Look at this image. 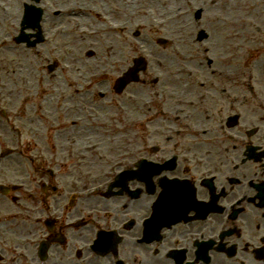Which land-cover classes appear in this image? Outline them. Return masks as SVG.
<instances>
[{"label":"flooded vegetation","instance_id":"1","mask_svg":"<svg viewBox=\"0 0 264 264\" xmlns=\"http://www.w3.org/2000/svg\"><path fill=\"white\" fill-rule=\"evenodd\" d=\"M240 123L246 124L247 128L242 129V126L240 128ZM234 128L231 143H227L222 135H211L207 141L204 140L210 149L199 154L202 162L198 161L192 169L177 168L171 173L172 176L189 180L195 187L197 185L203 187L206 192L202 196L194 189L195 199L209 202L212 195L216 196L217 200L210 208H221V212H209L205 217H199L189 223L171 225L168 229L170 234L157 243L158 248L155 250L160 253L157 257L170 247L176 249L177 245L188 248V258L192 264H264V181L258 179L259 171L264 169V120L238 122ZM206 144H202L199 148L203 149ZM227 145H231V151L228 150ZM247 148L254 159L245 160L241 164L242 172L238 173V163L241 162ZM201 169L205 172L211 170L218 172L215 176L201 177ZM204 178H211L213 191H209L201 184ZM254 184L258 186L253 187ZM135 189L134 184L130 183L123 190L121 197L111 199L112 210L117 209L121 219L131 225L129 230H123V235L129 238L134 236L135 228L153 230L149 220H145L152 213L150 208L152 202L160 198L161 191L164 193L166 186L159 185L154 179L151 199L142 193L135 195ZM242 194L246 195L245 204L227 210L229 199ZM168 195L174 196L173 192ZM63 202V198L50 200L46 210L41 214L43 222L47 219L52 220V231L47 226H43L42 237L54 235L52 232L56 235L61 234L65 236L66 241H72L73 247L65 242L63 244L56 242L53 236L50 238L51 241L46 239V244L49 245V259L46 264L71 263L74 260L73 252L79 257L82 254L81 245L85 239L98 230L110 229L109 220L104 214L106 211L104 201H90L68 210H64ZM191 213L193 218L194 213ZM76 219H82L80 228L72 225V221ZM32 227L39 229L36 224ZM218 232L221 235L218 236ZM99 236L103 238L102 234ZM213 236L215 238L217 236L216 245L209 249V242ZM108 241L115 247L114 255H109L112 258L97 259L90 264H172L154 259L151 253L154 250L150 249V244L134 245L131 241L119 244L110 237ZM202 252H206L208 262L197 257ZM212 256L215 258L212 259ZM29 261H35L32 254L23 261H15L13 264H27Z\"/></svg>","mask_w":264,"mask_h":264},{"label":"rangeland","instance_id":"2","mask_svg":"<svg viewBox=\"0 0 264 264\" xmlns=\"http://www.w3.org/2000/svg\"><path fill=\"white\" fill-rule=\"evenodd\" d=\"M94 0L88 1L87 3L89 4H93ZM218 1V0H217ZM184 5H183V17L188 18V16H190L189 18V23H177L175 25V28H181L179 30H174L175 35L177 36V45L180 44V40L181 39H185V41L188 43L189 46V51L186 52L184 51V53H187L190 56L191 59L194 60H199L201 61V72L197 73L192 70V78H187L185 79V84L188 85V89H187V93H184V97H187V99H195L196 100V109L199 112L195 113V118L202 120L203 117L206 118V115L203 114V116H201L199 113L200 111H203V102H199L198 101V96L202 93H205L206 97L210 98L212 95L215 96L216 101L221 97V92L220 93H216L215 91L213 92V90L211 89V87L213 86L214 89L215 87L220 88V86H222V76L220 71L223 70L222 66H219L218 62H216V60L213 58V56L209 55V52L206 53L205 48H204V43L203 41H198L196 36L198 34V32L200 30H204L208 35H214L215 33L218 32V30L220 31V25L216 23V20L214 17H218L220 18L221 15V8L223 10H225V7L223 6V4H221L219 7H217V9H211L209 4L207 3V0H200V3L196 2H187V0H183ZM62 3L59 2L56 5H61ZM198 4H200L202 6V8L205 10V13H203V15L201 16V19L199 20H195V15H193L194 12V7L197 6ZM98 6V5H97ZM110 5H105V9H109ZM145 7V9H150L151 7L147 6L146 4L143 5ZM233 10L235 15H238V13L240 12V1L239 0H235V5H233ZM221 7V8H220ZM259 10V13L255 14L258 17V21L260 23V26H264V2L262 4V7L257 9ZM192 14V15H191ZM253 15V14H252ZM250 14H248V16H252ZM155 17H158L155 14ZM91 20H94V17H91V19H89L88 21L90 22ZM121 20L123 22V25H125V27H128L127 31L122 32V39L125 37H136V39L139 41V43H141L145 48H148V52H149V42H148V27L145 25L147 24L146 22H144V20L142 19V17L140 15L137 16V20H129L126 15H121ZM70 20H68V22L66 21V24H69ZM257 23V24H259ZM91 23H86L87 28H90ZM256 25V24H255ZM259 26V27H260ZM62 27V26H61ZM260 27V28H262ZM92 30V29H91ZM89 31V30H87ZM253 32L257 31L255 29H252ZM45 32H49L50 34L52 32H56L53 29H50L48 31ZM58 32V33H57ZM55 33V35L53 36V39H55V43L53 44V39L51 44L49 45H45L44 43L40 42L37 43L35 45V47L29 49H24L23 51H21L20 56L23 61L25 62V68H26V74L27 72H31L33 69L38 70L37 74L35 76H42V77H46V81L45 82H49L50 84L55 83L56 81H64L67 85V89L65 90L66 94L64 95H70L69 99L71 100L72 103H74L75 105H80V107H82L83 109L79 112H72V114H75V117H82V119L84 120V122H94V116H97L100 121L99 122H103L105 123V125L103 126H97V129L95 128L94 131V135L92 138H94V140L90 137L89 139H91V142H94L97 144L98 149L97 151H107V152H111L113 151L111 149L112 146H114L116 149H119L121 151H125L123 153L118 154V156L116 157H120L121 155H126L131 151H134L133 149H135L138 145V141H140V139L143 137L142 135H146L148 128H144V129H140L137 132L134 131H128L127 129L124 128V125L126 126V121L125 119L122 120L121 117L123 116V112L126 115L127 118H133V117H137V116H142L143 114L141 112H139V114H137V107L139 106L138 103H140V100H144L149 98L150 96L153 98L157 97V92L156 90L158 88H160L161 85L159 84H154L153 82H151L152 80L154 81V75L151 74V70H150V65L148 66V61H146L147 59H145L146 62V67L143 71H140L138 73L139 75V83H130L127 85V87L125 88L126 90H124L121 94L117 95L115 94V92L112 89V85L114 84V82L117 79V76L121 73V72H116V70L112 73L110 70L109 72L112 73V76L107 75L108 79L106 81L107 83V90L102 91L101 94L99 92H97L94 89V86L92 84L91 81H93V83L95 81H99L95 76H92L91 78H87L88 74L93 73L94 71H98V69L96 68L97 65V61H101L102 60V56L98 57L97 55H99L95 49H93L92 44L88 47H84L82 48L79 43H76L75 48L73 49V51L71 52V50L69 52H64L63 48L64 45L68 44L69 41L71 40H75L72 36V34H74V31H63L64 35L63 38L62 36H60L59 31H57ZM136 32H138L139 35H136ZM6 34V33H5ZM212 36L209 38V43L212 39ZM250 36V35H249ZM255 40L256 43L254 45L250 46V51L249 50V38L246 39L241 45H239L238 40H233L230 44V48H231V53L233 54L232 56V64L230 66H232L233 64L236 66H238L236 72L237 75L235 74V70L236 66H232V71L231 74L229 75V79H231V77H234L235 80L234 82H236L234 86H236L238 83H240L241 78L239 79V75L243 76L242 81H246L247 77L249 76V69L250 66L252 64H255L256 58L258 57L263 58L261 52H260V45L262 44L263 40H264V29L261 30V32L257 35H255ZM206 40V39H205ZM179 41V44H178ZM191 41V42H190ZM72 43V42H71ZM164 43V39H161V42H158L157 40L153 41L154 47L155 49H159V51H161L163 49V47L165 45L159 46V44ZM74 44V43H73ZM198 44V45H196ZM41 45V46H40ZM37 47H41L40 50H36ZM212 52L213 50L218 51V48L216 45L212 44ZM245 47H247V49L245 50ZM167 48H171L170 45H167ZM230 48H229V52L230 53ZM182 49V48H181ZM183 50V49H182ZM220 50V49H219ZM245 50L243 53L245 54V57L242 58L241 57V51ZM23 52V53H22ZM242 53V54H243ZM146 54L148 55V53L146 52ZM247 54H248V58H247ZM136 55V54H135ZM170 55V54H169ZM207 55V56H206ZM250 56H255V57H251ZM18 56H15L14 51L11 52H0V67L3 69V71H0V73H4L7 74V76L10 78V80H13V86L9 85L8 91H9V95L8 98L10 100V104L13 107H18L20 108V111L22 114L25 113V108H30L33 107L35 110L37 111H42L45 113L46 118L49 119L48 117V113L46 112V110H49L51 107H56L55 109H59L60 113H58L56 116L60 117L59 120H56L58 124H62L63 126H65V128H69V124H66L65 122H68L67 120L64 121V116L62 115V113H64L65 115V108H63V106L65 105L66 107H75V105L72 104H68V103H60L58 101V98L55 97L54 99H52V96H49L48 99L45 102H42L41 100H39V97L36 94H33L32 99H28L27 101L24 102V104H20L17 103L16 104V100L14 98V95L12 93V90L14 91V76L16 73V69H15V64H14V60L16 61ZM71 58V59H77V60H81L82 63H84L85 65L83 66L82 69L78 70L77 73H79L80 75L78 76V78L73 79V78H65V73L63 70H61V60L63 58ZM135 57V56H134ZM162 57V55H161ZM210 59L212 61L211 65L208 66L207 62ZM84 60H91L89 62H84ZM131 61H129L128 64H130ZM103 64V62H100V66ZM51 66V69H48V67ZM162 68V66H160ZM211 67L213 70L211 72V70L208 68ZM217 69L218 72L214 69ZM208 70H207V69ZM116 72V73H115ZM239 72V74H238ZM235 74V75H234ZM51 75H54L53 77H51ZM121 75V74H120ZM83 76L85 78H83ZM91 79V80H90ZM168 79L165 78V83L167 82ZM224 81H228L226 79L223 78ZM35 83L37 82V79L33 80ZM198 81L199 83H201V86H199L198 88H195L192 86V84ZM85 82V83H84ZM202 83L203 85V89H202ZM89 87L86 86L84 87V90L80 89V85H88ZM91 84V85H90ZM154 85V86H150V85ZM226 84V82L224 83ZM211 86V87H210ZM110 89V90H109ZM153 89L152 93H149V90ZM155 90V92H154ZM255 90H257V87L255 86ZM84 91H88L89 93H87L86 95L84 94L82 97L79 96L80 93H83ZM169 91H173L172 89H169ZM139 92L142 93L141 97H135L134 94H138ZM258 92V90H257ZM242 93V92H241ZM131 94H133V96H131ZM59 95V93H58ZM182 95V96H183ZM173 96V95H172ZM171 96V97H172ZM241 97V96H240ZM242 100V99H240ZM156 101V100H155ZM59 102V103H58ZM220 103V102H219ZM116 105L118 107H120V111H115L114 113H112L111 111V107L110 105ZM169 104V103H168ZM90 108L89 109V117H86L83 110L84 108ZM76 108V107H75ZM214 108H216L214 106ZM213 108V109H214ZM242 109V108H241ZM96 111V112H95ZM125 111H128L127 113H125ZM154 111V109H152V112ZM151 111H147V115H151L152 114ZM208 113H210V111H208ZM213 113V112H212ZM145 114V113H144ZM183 114H177L179 117ZM187 115H189V113H186ZM186 114L183 115V118L186 116ZM32 115H34L32 113ZM194 115V114H193ZM73 118H75L74 116H71ZM71 117H69L70 119H72ZM171 121L166 120V118L164 120L162 119H158L156 116H154L153 120L151 119L149 122H188V121H182L183 119L180 118L179 120L174 118L173 115L172 117H170ZM69 120V119H68ZM200 122V121H199ZM209 122V121H207ZM96 126V124H95ZM75 129V128H74ZM72 129L71 133H69L68 135H73L72 136V141L70 143V147L74 146L73 145V141L76 140V143L79 140L78 136L81 135V133L77 132V130ZM0 131L4 132L6 136L5 140H1L0 137V146L6 143H9V139L12 142V138H10L9 133H8V129L7 126L3 123L0 122ZM48 133V134H47ZM44 131L43 132V139H42V144L41 147L36 150L34 149L32 152L28 151L26 153V156L23 159H12L11 162H6L4 164L0 163V169H4L6 167L7 170V166L13 167V175H11V180L15 181V182H26L25 176L30 177V175H32L31 173H33L34 171V166H37L38 164V156L43 153L42 150L46 149V145H47V138L48 135L50 134L49 131ZM59 135L58 140H60L61 144L64 143V139H66L64 131L57 134ZM121 138L117 141L114 136H120ZM82 136V135H81ZM83 137V136H82ZM50 141V140H49ZM180 146L181 143L179 142ZM101 148V149H100ZM129 150V151H128ZM72 151V150H71ZM119 151V152H121ZM70 152V151H69ZM53 151L49 152V155L52 156ZM112 154V153H111ZM115 155V154H112ZM29 159H32V161H30ZM16 160V161H15ZM17 168V169H16ZM33 168V170H32ZM17 172H16V170ZM29 180V178H28Z\"/></svg>","mask_w":264,"mask_h":264},{"label":"bare ground","instance_id":"3","mask_svg":"<svg viewBox=\"0 0 264 264\" xmlns=\"http://www.w3.org/2000/svg\"><path fill=\"white\" fill-rule=\"evenodd\" d=\"M66 2V0H49L51 4L58 2ZM91 1V0H87ZM189 2L192 0H188ZM209 4H212V9H217L221 4L225 7L223 10L221 7V15L217 20V24L220 25V31L218 30L212 36L210 43L207 42L205 44H209L210 46L216 45L218 46V55L215 57L216 59L226 61L230 44L233 40H238L239 45H241L246 39H248L252 35V23H256V15L259 13V10L255 8L256 3L258 7H262L264 0H239L240 1V12L238 15H235L233 10V5H235V0H207ZM82 2L86 3V0H82ZM146 4L151 7L150 9H145L143 6ZM98 5V6H97ZM105 5H110L109 9H105ZM183 0H94L93 4H91L90 9H88V14L85 12L83 15H64L60 18L63 26L61 28H57L59 30L60 36L63 38V31H74L72 34L75 40H70L68 44L64 45V52H71L75 48V44L79 43V45L84 48L88 47L92 44L93 49L99 54L98 57L102 56L101 61H97L96 68L98 71H94L90 73V75L94 73L105 72L106 70H110L112 73L116 70V72H123L129 67V61H131L135 54L137 55L140 52H147L150 63V70L152 75L156 76H167L169 81L164 86L163 83L160 88L156 90L158 93L157 101H161V94L166 93L168 89H176L177 88V80L181 79L183 75L192 71L195 66L188 62V58L184 55V52L181 49V45H177V36L174 33V30H179L181 28H175L177 23H189V18L183 17ZM94 16V20L88 21L90 14ZM155 14L158 17H155ZM248 14L252 16H248ZM7 15H11V18H15V21H18L17 13L7 12ZM121 15H126L129 20H137V16L140 15L145 24L150 31V36L148 37L149 42V52L148 48H145L142 44H140L135 38L125 37L122 39V28L123 22L121 20ZM66 20H70L69 24H66ZM12 23V22H11ZM86 23H91L90 28L88 29ZM92 29V30H91ZM89 30V31H87ZM119 32V34H117ZM56 32H52V35H55ZM250 35V36H249ZM65 37V35H64ZM160 38H164L166 45L163 47L161 51L159 49H155L153 40H157ZM50 37H48V40ZM72 42V43H71ZM74 43V44H73ZM179 44V41H178ZM167 45H170L171 48H167ZM211 51V47H209ZM220 49V50H219ZM21 47H15L14 53L15 56H18L16 59L17 70L15 73L16 79L19 81V78L22 80L26 79V84L31 89L32 87H36L34 83V79H37L38 82L41 81L39 76H35L38 70L33 69L27 75L24 74V61L19 57L21 52ZM209 51V54L212 52ZM214 51V50H213ZM168 53L172 54L169 55ZM162 55V57H161ZM91 60H84V62H89ZM179 61H182V65L179 64ZM92 62V61H91ZM100 62L103 64L100 66ZM85 64L82 63L81 60L77 59H69L65 57L61 62V70L65 73V78H73L76 79L80 75L77 73L78 70L82 69ZM162 66V68L160 67ZM211 71L213 70L211 67H208ZM223 70L220 71L221 76L226 79L229 78V75L232 71V66H227L226 62L223 65ZM231 68V69H230ZM217 72L218 70L215 69ZM115 72V73H116ZM54 75H51L53 77ZM89 76V74L87 75ZM83 78H85L83 76ZM168 89H167V88ZM108 86L106 82H97L94 85V89L97 92H102L107 90ZM67 89V85L64 81H56L55 83L50 84L49 82H43L39 85V91L48 93L50 92L53 96L52 99L58 97V93L65 92ZM155 91V90H154ZM149 93H152L153 90H149ZM17 96L20 95L19 92H16ZM225 94V90H224ZM150 101V99H146L144 103ZM65 102H63L64 104ZM65 106V105H64ZM112 113L115 111H120V107L116 105H110ZM56 108V107H55ZM54 107L51 108L52 114L55 110ZM67 108V107H65ZM70 109H74L71 107ZM70 112V111H69ZM67 110L65 111L64 118L69 119V117L75 115H71ZM96 112V111H95ZM128 111H125L127 113ZM45 116L44 112L38 113L37 116L32 117L33 122L32 125L37 126V122L40 121ZM73 118V117H71ZM122 120L126 121V128L128 131H133V128L130 124V119L126 117L123 112ZM145 119V117H144ZM100 119L97 116H94V122H91L95 126H103L105 123L99 122ZM50 122H55L54 118L51 117ZM81 128L80 130H82ZM98 130V129H97ZM114 138L118 141L121 138L120 136H114ZM112 150L116 151L114 146L111 147Z\"/></svg>","mask_w":264,"mask_h":264}]
</instances>
